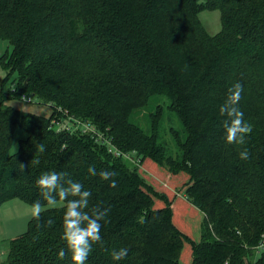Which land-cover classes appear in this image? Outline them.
I'll list each match as a JSON object with an SVG mask.
<instances>
[{
	"label": "trees",
	"instance_id": "obj_1",
	"mask_svg": "<svg viewBox=\"0 0 264 264\" xmlns=\"http://www.w3.org/2000/svg\"><path fill=\"white\" fill-rule=\"evenodd\" d=\"M204 10L220 11L218 32ZM0 40V204L47 206L36 180L64 172L57 190L79 181L85 211L104 212L85 264H264V0H0ZM236 81L244 144L226 142L219 114ZM23 95L49 114L7 103ZM68 115L95 130L57 129ZM44 209L0 264H74L64 207Z\"/></svg>",
	"mask_w": 264,
	"mask_h": 264
},
{
	"label": "clouds",
	"instance_id": "obj_2",
	"mask_svg": "<svg viewBox=\"0 0 264 264\" xmlns=\"http://www.w3.org/2000/svg\"><path fill=\"white\" fill-rule=\"evenodd\" d=\"M242 92L243 85L236 81L229 87L223 103L219 106V114L224 118L221 123L225 130V140L230 144H244L246 135L252 131V125L244 119V112L240 108ZM238 155L241 159L247 160L250 153L245 148ZM36 162L38 163V161ZM88 171L92 175H96L94 166H89ZM66 175L64 172H45L36 180V185L48 207H64L63 239L72 253L71 259L74 264H85L93 250V244L102 239L101 218L104 217V212H98L95 216H91L85 211L89 205L91 191L84 188L79 181L69 179L66 188L61 186L57 190L61 178ZM112 175L114 173L109 171L100 172V176L105 180ZM110 183L115 186L116 181L112 180ZM69 193L73 197L78 196L79 198L67 199ZM44 210L40 200H36L32 203L31 216L39 220L41 212ZM48 223L51 224L52 220L49 219ZM58 255L63 258L65 255L63 248L60 249ZM127 255V247H120L111 252V258L115 261H122Z\"/></svg>",
	"mask_w": 264,
	"mask_h": 264
},
{
	"label": "rangeland",
	"instance_id": "obj_3",
	"mask_svg": "<svg viewBox=\"0 0 264 264\" xmlns=\"http://www.w3.org/2000/svg\"><path fill=\"white\" fill-rule=\"evenodd\" d=\"M200 18L204 22L206 28L210 33H216L221 29V19L219 10H204L200 13ZM8 46V42L0 40V53H3ZM5 74V70L0 65V83L4 78ZM7 103L15 105L21 110L35 111L43 115H48L50 112L49 106L38 103L34 101V99L33 101L24 100L23 96L18 100H7ZM144 113H148V110H144L142 114L138 116V119L142 122L146 118V115ZM171 122L173 125L179 126V122L176 117L173 116ZM22 136H24V131L22 129H18L15 133L14 144L11 149L12 151L17 148L18 138ZM145 169L149 173H151V171L148 170V168L146 167H143L144 172ZM172 184L173 185L171 186L175 187H172L171 189L177 190V186L179 188V186H181L182 184V181L178 178L177 181L175 182L174 180ZM171 189L169 191L170 193H173ZM31 207L32 204L24 202L23 200L18 198L11 199L0 204V263L6 261L10 241L19 236L24 231H26L28 227V222L32 217ZM46 207L47 206H43V208ZM193 231L195 232L196 230L194 229ZM193 231L191 230L190 233H193V236L198 237V234H200L199 227L196 231L197 233H194Z\"/></svg>",
	"mask_w": 264,
	"mask_h": 264
},
{
	"label": "built area",
	"instance_id": "obj_4",
	"mask_svg": "<svg viewBox=\"0 0 264 264\" xmlns=\"http://www.w3.org/2000/svg\"><path fill=\"white\" fill-rule=\"evenodd\" d=\"M24 100L27 101H33L32 97L30 95H23ZM60 110V108H58ZM66 114H68V111L66 110ZM57 129H66L68 131L74 132V131H82V132H87V131H94L95 130V125L85 121L81 120L79 118H76L73 115H68L67 117H62L60 120L53 119L52 120ZM118 151L117 149H114ZM264 245V243H263Z\"/></svg>",
	"mask_w": 264,
	"mask_h": 264
},
{
	"label": "crops",
	"instance_id": "obj_5",
	"mask_svg": "<svg viewBox=\"0 0 264 264\" xmlns=\"http://www.w3.org/2000/svg\"><path fill=\"white\" fill-rule=\"evenodd\" d=\"M23 137V136H22ZM21 138V137H20ZM18 140H19V138H18Z\"/></svg>",
	"mask_w": 264,
	"mask_h": 264
}]
</instances>
